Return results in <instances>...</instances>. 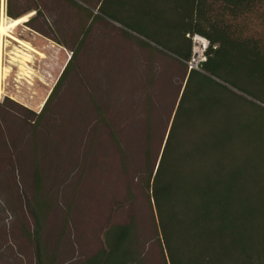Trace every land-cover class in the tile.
Listing matches in <instances>:
<instances>
[{
  "label": "rangeland",
  "instance_id": "rangeland-1",
  "mask_svg": "<svg viewBox=\"0 0 264 264\" xmlns=\"http://www.w3.org/2000/svg\"><path fill=\"white\" fill-rule=\"evenodd\" d=\"M8 1L0 0V22L2 13L6 21L14 19L7 14ZM11 1L15 12L31 13L10 31L16 39L0 37V225L18 234L21 264H38L36 217L44 264H82L105 247L108 228L131 217L141 264H165L148 202L144 152L150 150L152 164L161 154L187 74L176 61L184 42L170 5L166 0H101L97 7L95 0ZM35 5L40 14L28 12ZM257 29L264 36V24ZM72 50L73 63L38 122ZM213 78L241 96L235 109L234 103L222 109L240 122L250 120L264 139L259 109L264 81L249 84L226 71ZM100 105L110 117L107 131L99 122ZM90 120L96 121L93 128ZM148 129L152 136H139ZM22 224L33 233L32 245L21 234Z\"/></svg>",
  "mask_w": 264,
  "mask_h": 264
},
{
  "label": "trees",
  "instance_id": "trees-1",
  "mask_svg": "<svg viewBox=\"0 0 264 264\" xmlns=\"http://www.w3.org/2000/svg\"><path fill=\"white\" fill-rule=\"evenodd\" d=\"M95 1L99 6L101 0ZM166 1L184 42L176 61L186 66L187 74L161 154L152 164L150 150L144 152L148 202L164 262L264 264V139L250 120L240 122L222 109L241 96L213 78L226 71L249 84L264 81V36L257 29V24H264V0ZM12 6L9 0L7 14L14 19L23 17ZM29 11L40 14V7L35 5ZM195 34L207 38L210 45L200 69L189 70L186 61L192 55ZM74 55L72 50L57 85L36 116L38 122L46 115ZM104 106H97V111L101 128L107 131L111 122ZM259 109L264 116V108ZM90 122L89 126L96 121ZM148 130L139 136L148 139L152 136ZM91 136L94 139L89 143L95 147V135ZM110 137L117 142L116 134L112 132ZM86 149L84 155L89 157L92 148ZM18 168L24 183L22 167ZM35 226V256L38 264H44L46 247H41L42 225L37 217ZM21 228L32 245L33 233L24 224ZM135 228L133 217L108 228L105 247L82 264H141L134 249Z\"/></svg>",
  "mask_w": 264,
  "mask_h": 264
},
{
  "label": "crops",
  "instance_id": "crops-1",
  "mask_svg": "<svg viewBox=\"0 0 264 264\" xmlns=\"http://www.w3.org/2000/svg\"><path fill=\"white\" fill-rule=\"evenodd\" d=\"M0 213H2L1 205H0ZM5 230H6L5 227H2L0 225V264H21L19 259L20 255L18 251L19 250L18 247L20 246L19 244L20 240L18 234H13L12 232L11 234H9L7 230L6 231ZM13 235H15V238ZM8 244L11 245L10 249H8L7 247ZM5 249L10 250V252H8Z\"/></svg>",
  "mask_w": 264,
  "mask_h": 264
},
{
  "label": "built area",
  "instance_id": "built-area-1",
  "mask_svg": "<svg viewBox=\"0 0 264 264\" xmlns=\"http://www.w3.org/2000/svg\"><path fill=\"white\" fill-rule=\"evenodd\" d=\"M6 0H1L3 4ZM192 39V55L188 61H186L187 67L191 69H200L202 63L206 60V52L210 45V42L204 36L195 34Z\"/></svg>",
  "mask_w": 264,
  "mask_h": 264
},
{
  "label": "bare ground",
  "instance_id": "bare-ground-1",
  "mask_svg": "<svg viewBox=\"0 0 264 264\" xmlns=\"http://www.w3.org/2000/svg\"><path fill=\"white\" fill-rule=\"evenodd\" d=\"M4 11V10H3ZM2 18H1V22H0V37L2 36H8V37H12L14 39H16L15 37H13L11 34H10V31L12 29H16L19 25H21L23 22L27 21L28 17L31 15L28 14V15H25L23 17H20L18 19H11L9 21H6L5 18H4V13H2ZM29 60H27L28 62Z\"/></svg>",
  "mask_w": 264,
  "mask_h": 264
}]
</instances>
